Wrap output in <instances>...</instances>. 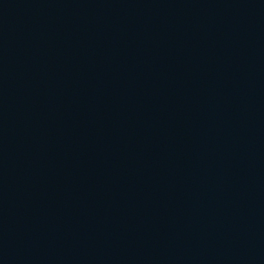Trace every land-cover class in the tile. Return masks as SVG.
<instances>
[{"label": "water", "instance_id": "1", "mask_svg": "<svg viewBox=\"0 0 264 264\" xmlns=\"http://www.w3.org/2000/svg\"><path fill=\"white\" fill-rule=\"evenodd\" d=\"M0 264H264V0H0Z\"/></svg>", "mask_w": 264, "mask_h": 264}]
</instances>
